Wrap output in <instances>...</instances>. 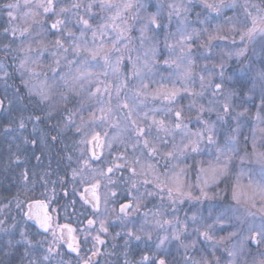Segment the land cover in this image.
I'll list each match as a JSON object with an SVG mask.
<instances>
[{
	"label": "snow or ice",
	"instance_id": "1",
	"mask_svg": "<svg viewBox=\"0 0 264 264\" xmlns=\"http://www.w3.org/2000/svg\"><path fill=\"white\" fill-rule=\"evenodd\" d=\"M150 6L151 0L136 4L131 0H70L67 4L62 0H24V8L28 9L24 16L39 25L35 36L40 38L35 39L31 25L5 29V35L10 34L13 40L19 33L25 38L21 44L27 45L18 50L19 57L13 58L14 71L19 73L23 86L15 87V93L24 99L21 92L26 90L29 102L38 109L28 117L33 122V135L24 137L23 142L36 149L41 144L55 146L62 139L73 141L71 150L68 145L62 149L67 164L61 183L68 180L70 172L68 182L73 185L74 194L80 193V200L91 207L94 217L87 219V227L79 230L85 233L84 240L79 241L75 235L78 229L68 223H56L43 200L29 204L27 219L52 236L41 260L33 259L29 264H51L55 257H61L59 264H66L60 252L64 245L68 253L76 254L77 264H93L92 256L99 255L95 245H104L101 235L109 231L110 201L119 206L110 211L124 229L125 247L135 241L145 249L134 262L125 254L124 264H173L169 259L173 244L177 251L183 249L182 264H264V2L246 0L243 17L231 27V47L218 60L211 55L204 57L211 67L204 63L195 74L193 47L210 52L214 40L229 38L222 36L219 29L213 32L206 26L189 31L190 9H202L196 13V23L208 25L221 16L224 8H234L235 3L169 0L167 4L157 3L154 12L148 11ZM20 7L18 0L4 6L10 21L17 19L13 10ZM95 10L108 15H96ZM129 15L133 23H129ZM90 21L97 23L94 26ZM173 21L175 31L171 30ZM133 28L139 33V48L143 49L142 56H137V60L143 61L142 67L131 57L135 49H128L131 37L125 38V33ZM112 33L115 38L106 40ZM202 34H206V40L200 39ZM161 35L163 49H159L157 39ZM122 40L124 50L129 52L133 75L140 77L143 69L151 71L162 58L165 66L178 70L174 74L184 82L181 89L173 86L158 89L154 94V98L166 102L164 108L157 110L163 114L160 119L147 113L144 120L134 118L135 108L119 99L127 85L121 82L113 88L98 76L93 77L90 69L96 65L90 61L98 57L114 73L119 70L124 58ZM5 47L10 50V45ZM113 53L117 54L115 64ZM46 54L51 63L45 61ZM233 64L237 67L230 70ZM103 75L107 77L108 73ZM10 77L11 73L0 65V84L5 89L13 87ZM197 79L199 90L188 86ZM6 99H0V109ZM94 99L100 105L97 108L89 104ZM183 100L188 101L187 110L181 104ZM252 109L255 112L249 115ZM118 112L123 115L118 116ZM41 124L49 126V134L43 137L35 134ZM26 126L21 118L19 128ZM245 129L251 130V136ZM77 151L79 154L74 156ZM42 155L43 152H33L32 158L39 164ZM14 159L16 166L23 168L19 179L25 186L48 183L51 172H29L18 157ZM189 169L196 174L195 184L187 179ZM102 185L103 211L99 194ZM194 189L198 190L195 194ZM149 198H158L160 203L144 210L146 201L153 202ZM205 201L220 203L209 204L205 215ZM185 202H195L191 215L181 207ZM75 204L73 200L70 205L74 210ZM17 206L20 207L19 202ZM33 208L37 211L33 212ZM219 232L227 235L218 236ZM89 235L95 242L90 249L92 256L82 257L81 244L89 242ZM21 237L31 247V242L24 239L25 233Z\"/></svg>",
	"mask_w": 264,
	"mask_h": 264
},
{
	"label": "rangeland",
	"instance_id": "2",
	"mask_svg": "<svg viewBox=\"0 0 264 264\" xmlns=\"http://www.w3.org/2000/svg\"><path fill=\"white\" fill-rule=\"evenodd\" d=\"M116 1L119 2V1H123V0H116ZM18 2L21 5L20 9L13 10V14L17 16V19L10 21L9 28L12 27V26H16V27L22 29L24 27H28L29 25H31L32 26V30H33V36L35 37V39H39L40 37L35 36V33L40 30L39 29V25L33 24L32 23V19L30 17L26 18L24 16V12L28 11V9L24 8V0H18ZM168 2H169V0H159V2L157 1L155 3V5L157 3L167 4ZM193 2L194 3H199V0H193ZM216 2H220V0L216 1ZM233 2L235 3L236 6L234 8H232V7L224 8L221 16L219 18L213 20L210 23V26H208V25H199V27L196 28L197 31H199L202 27L206 26V27H208L209 31H213V32H215L217 29H219V32H220V34L222 36H226V37L229 38L227 40H223V39L214 40L212 42L213 47L210 50V52H206L205 49H202V48L194 46L193 48L195 50H197V53H195L193 55V57H194L193 60L197 59L196 60V64H200L201 63V65L203 66L204 63H209L204 58L207 55H212V57L215 60H218V58L223 54V52L227 51L228 48L231 47V42H230L231 41V36H232L231 27H232L233 24H236L240 18L243 17V9H244V5L246 3V0H223V3L225 5L232 4ZM247 2L261 4L262 2H264V0H247ZM62 3L67 4L65 2V0H62ZM155 10H156V7H155ZM190 10H198L199 12L202 11V9H200V8H194V9H190ZM141 12L143 13V10H141ZM166 14L167 13L165 11V16H166ZM190 23H196V18H195V21H191ZM171 30L175 31V21H173V26H172ZM191 30L192 29L189 28V31H191ZM78 34L79 33H77V35ZM138 34H139L138 31L136 29H134V28L132 29L131 32L125 33V38L129 37V36L131 37V43L128 45V49L129 50L135 49L134 51H131V57H132L133 60H137V56L138 55L142 56V54H143V49L139 48V41L137 39L138 38ZM9 38L11 40H13V38L11 37L10 34H9ZM109 38H110V36L106 37L105 39L107 40ZM23 39H25V38L20 37L19 33H17V38L15 40H13V41H15V43H17L16 47L14 48L15 52L18 51L22 46H27L26 43L24 45L21 44V40H23ZM157 39L160 41L159 49H163V47H164V45H163L164 36L161 35ZM200 39L201 40H206L207 39L206 34H202ZM237 39H238V37H237ZM124 42L125 41L122 40V42L120 44V47H121L122 51L124 52V58L121 60L120 64L122 65L125 62H128L129 65H131V70H132L131 73H133L132 63L128 59L129 52L127 50H124V47H123ZM35 47H36V45L33 44V48H35ZM147 47H149V45L146 43L145 44V48H147ZM201 50H203L204 54L202 53ZM18 53H19V51H18ZM250 54H251V52H250ZM116 56H117L116 53L112 54V64H115ZM44 59H45V61L47 63H51V57L48 56L47 54L45 55ZM90 62H91V64L96 65L95 67L90 69L94 76H102L101 80H105L106 83H108V84H111L112 81H114L116 72L114 73L112 71L111 67L105 65L102 58L98 57L96 61H90ZM137 62H138L137 64H139L138 66L142 67L143 61L142 60H137ZM1 65H3V64H1ZM209 67H211V63H209ZM235 67H237V66L235 64H233V68L232 69L235 70L236 69ZM45 70H47V69H45ZM64 70L67 71L66 68ZM177 71L178 70H176L174 67L173 68H168L167 66H165L163 64V59L160 58V59L157 60L156 64L152 67L151 71H148L147 69H143V71L141 72V76L140 77L135 76V75L133 76L130 73L134 77L133 81H132V84L128 87V89H127V87L125 88L126 92H125L124 97L123 98L119 97V99L122 102H126L129 105V108H135V112L133 114L134 118L143 120V117H142L143 114L142 113H144V112L145 113L152 112L151 116H153V115L156 116L157 112L162 114V112L157 111V110L164 108L166 102L163 101L162 99L154 98V94L157 92L158 89H172L173 86L175 88H177V89H180L179 86H181V85H178L177 82H176V79L178 77L174 74ZM105 72L108 73L107 77H105L103 75V73H105ZM119 73H121V72L119 71ZM17 74H18V78L20 79V76H19L18 72H17ZM121 74L124 75L123 71H122ZM131 75H127V77H126L127 78V80H126L127 82H128V80H129ZM141 77H142V79H141ZM121 79H122L121 82L124 83V81H125L124 78H121ZM117 82H118V79H117ZM33 83L34 84H38L39 82L38 81H33ZM114 84H113V88L117 85V84H115V85ZM118 84H119V82H118ZM145 84L147 85V88L143 87V85H145ZM85 87L87 88L88 85H85ZM132 88H133V90H132ZM1 89H3V91L5 92V94H4L5 97H7V99L5 100V104H7V105H10V104L18 105L16 102L20 103L19 101L12 102L11 99H13V94L12 93H11V95L8 94V92H10L11 89L13 90L14 87L5 89L4 86L2 84H0V92L2 91ZM121 92L123 93V90ZM137 92L140 93L139 96L136 95ZM103 99H104V101L106 103L107 102V97H104ZM9 101H11L10 104H9ZM182 102L186 103V105L188 103L187 100L186 101L183 100ZM89 104L93 108H97V107L100 106L98 104L97 100H95V99L90 101ZM115 105H116V94L113 91V93H112V106H113L114 109H115ZM185 110H186V108H185ZM7 111H8V109H7ZM123 111L126 112L127 109H125ZM254 112H255V109H252L251 112L249 113V115L254 114ZM84 115H85V118H87L88 113L85 112ZM117 115L121 116V115H123V112H118ZM162 116H163V114H162ZM162 116L161 117L157 116L156 118L160 119V118H162ZM213 119H214V117H213ZM189 126L191 127V124ZM5 130H6V132H8L11 129L9 127H7V128H5ZM193 130H195V128ZM109 131L111 132V129H109ZM244 131L249 136H251V130L250 129H245ZM25 135L26 134H24V136H22L21 134H19V135L17 134V136H15L14 134L9 133V138L10 139H8V137H7V139L0 137V143H9V142L11 143L12 142L13 145H14V147H12L11 150L6 152V154L2 153V155H4V157H1L2 159H0V167L4 168L5 165H6L7 166L6 169H8L9 166L13 165V163L15 162L14 158L18 157L20 162L22 163L23 167H26L28 170H30L29 166H28V161L24 159V157L27 158L25 156L27 154L26 150L22 148V154L24 155V157L19 154L20 150L16 151L17 150L16 146L20 147L21 143L23 144L24 147H28V148L30 147L29 145H26L23 142V138L27 137V136H30V134L28 133L27 136H25ZM69 135H71V134H69ZM38 136L43 137L45 135H44V133L43 134L39 133ZM177 139H179V137H177ZM61 143L64 146L65 145H68V146H72L73 145V141L71 139H62ZM41 145H44V144H41ZM45 146H46L45 149L42 150L43 151V155L41 157V162L39 164L37 163V161L34 158H32V156H30V158L33 160V163L37 167L41 168V170H40L41 174L43 172H46V171L47 172H51V170H53L51 172V175H50L49 179H48L49 182L45 186H43L44 190L42 191L44 197L47 196L48 199H41L40 198L39 200H43L44 202H46V204L49 205V207H48L49 214H52V215L55 216L56 223H58V224L69 223L71 227L73 226V228H77L78 232L75 233V235L77 236L79 241H83L84 238H85V233L83 231H79V230L84 229V228L87 227V219L94 218L93 217V210L91 209V207L89 205H84L83 204V202L80 200V193L79 192L74 194L73 185L68 182V180H70V172H69L68 180H65L64 183H63V186L68 188L67 195H65L64 197L68 198V202L70 204H71V202L73 200L76 201L75 210L72 208L70 211L69 210L65 211L64 209H62V211H59V208L56 205L57 201L55 199V190H56L57 186L59 187L62 184L61 183V179L63 178V174H64V171H65V165L67 164V161L64 159L65 153L63 151H61L62 163H60L58 161V159H57V156L53 155V150H54L53 145H45ZM47 146H49V148H47ZM88 147L90 148L91 146L89 145ZM78 154L79 153L77 151L75 155H78ZM89 155H90V153H89ZM10 158H13V159H10ZM27 159H29V158H27ZM10 162H12L11 165H9ZM188 163L191 164L192 161L188 160ZM15 166H16V163H15ZM73 166L75 167L76 165L73 164ZM92 166L96 167L97 165L93 164ZM252 166L253 167H258V165H252ZM18 168H19V170L15 171L16 172L15 175H19L20 176V173L23 170V168H20V167H18ZM30 172H31V170H30ZM195 178H196L195 172L192 171L191 169H189V175H188V178H187L188 181L190 183H192V184H195ZM247 179H248V177L245 176L244 180L247 181ZM20 182H21V180H20ZM76 187L78 188L79 185H77ZM26 188H28V189H26V190H28V194L26 195V201H23V200L21 201L20 198L19 199L16 198L15 201L19 202L20 207L17 206L18 202L13 207L14 210H16L21 215H17L16 214V221L13 220L14 221L13 224H11L9 226L6 225L5 218H0V220L3 221V224L0 225V227H2L4 225L7 226V229H8L9 233L13 232L15 230L14 231L15 234L17 233V234L21 235V233L23 232V233H25L26 239L30 241L31 238L28 235V231L25 230V226H26L25 222H26V220H25V218L22 220V218H20V216H25V213H27V210H28V207H27L28 204H30L32 202V200H31L32 197H34L36 195H34L32 192H29V190L31 189L30 185H28V187L26 186ZM104 191H105V189H104V187L102 185L101 189L99 190V194L101 195V211H103V194H104ZM197 191L198 190L194 189V194ZM151 199L152 200H159L158 198H149V200H151ZM23 203H25L26 205L23 206ZM147 203L148 202L146 201L145 204H147ZM211 203H217L218 204L220 202L219 201H205L204 204H203L204 205L203 206V210H204V214L205 215H207L208 205L211 204ZM188 204H195V202H191V203L189 202ZM113 206H115L117 209L119 207L118 204L117 205H113L111 203V201L109 202V213H110L109 221H108V223L110 224L109 229L114 226V229H113L114 231H116V229H121L124 232V229L122 228L119 220L116 219L115 214H111L110 210H111V208ZM196 206H199V205L197 204ZM53 209L56 210L55 213L52 212ZM183 209L185 211H187L186 207L183 208ZM187 212H188L189 215L192 214L190 209ZM22 213H23V215H22ZM182 213H184V212L180 213L181 218L184 217V215H182ZM258 223H259V221L257 220V224ZM13 225H15V227H14V229L11 230V227ZM53 227H55V224L53 225ZM217 227H219V226H217ZM114 231H112V232L108 231V234L105 235V236L111 239L112 237L115 236ZM118 231H120V230H118ZM118 231H116V232H118ZM57 235H59V230H57ZM93 235H94V233H93ZM102 235H104V234H102ZM102 235H101V239H102ZM217 235L218 236H226L227 232H219ZM9 236H10V234H9ZM45 240L47 241V243L52 241L51 233H47V235L45 237ZM88 241L89 242L87 244H83V243L81 244V253H80V255L82 257L92 256V252L90 251V249H93V245L95 243L92 240V235L88 236ZM185 242L186 243H190L189 240H186ZM96 247H97V245H95V248ZM171 252H172V256H170V259L173 260V252H174V250H171ZM253 254H255V249L253 250ZM75 259H76V262H77V258L76 257H75ZM92 260H93V262L95 261V256H92ZM249 260L251 261V256L249 257Z\"/></svg>",
	"mask_w": 264,
	"mask_h": 264
},
{
	"label": "trees",
	"instance_id": "3",
	"mask_svg": "<svg viewBox=\"0 0 264 264\" xmlns=\"http://www.w3.org/2000/svg\"><path fill=\"white\" fill-rule=\"evenodd\" d=\"M159 2V0H157ZM156 0H151V6L148 8L149 12H153L155 10V3L157 2ZM219 1V0H216ZM17 0H0V65L3 64V67L5 70H7L9 73H11V77L9 80V83L13 85L14 89L15 87H20L22 88L23 86L21 85L20 79L18 78V74L16 71H14V57H19V53L18 51L15 52L14 48L16 47L15 41L11 40L9 38V35H5V29L9 28V17L7 15V10L4 9V6L10 3H16ZM66 3H70V0H65ZM117 2V1H116ZM120 3L125 2V0L123 1H119ZM131 2L133 4L136 3H144L146 2V0H131ZM134 11V10H133ZM199 12L198 10H190V14L188 16V20L189 22L191 21H195L196 18V13ZM95 14L99 15V16H104V15H108V13L105 12H100L99 10H95ZM215 15V14H213ZM197 19V18H196ZM94 26L97 23L96 21H90ZM129 23H133V21L131 20V15H129ZM208 26H210V24H208ZM199 27V24L197 23H190V28H197ZM135 29V28H134ZM115 33L111 34L110 38L107 40H111L113 38H115ZM139 35V34H138ZM8 38V39H7ZM50 40L52 39V37H48ZM88 39H91V36L89 34ZM6 45H10V50L6 49ZM202 53L204 54L203 50H201ZM197 53V50H195L193 48V55ZM207 55V54H206ZM212 56V55H211ZM194 58V57H193ZM196 60L194 59V69L193 72L198 73L201 70V63L200 64H196ZM138 63V62H137ZM15 64H18V59L15 61ZM139 65V64H137ZM199 65V66H198ZM201 66V67H200ZM233 65L231 66L230 70H233ZM236 68V67H235ZM119 71L121 73H119ZM131 65H129L128 62H125L124 64H120V68L119 70L115 73V78L114 81H112L111 85L113 86V84H118V82H121V78H124V83L127 85V89L128 87L132 84L133 81V73H131ZM133 75H131V74ZM127 75H131L128 82L127 80ZM93 77H96L93 75ZM100 79L102 78V76H98ZM118 79V82H117ZM176 82L179 86L180 89L183 87L184 82L177 78ZM114 84V85H115ZM129 84V85H128ZM133 86V85H132ZM189 87H194L196 88V90H199V84H198V79L197 82L195 84H188ZM10 90V92H8L9 95H11V93L13 94V99H11L12 102H16L19 101L20 103L16 102L18 105L16 104H4V108L0 109V137L2 138H9V133L14 134L15 136H17V134H21L22 136H24V134H26L25 136L28 135V133L31 135H33V128H32V121L28 120V117L34 113L37 112L38 109L36 107V105L34 103L29 102L27 95H26V90H23L21 92V95L24 96V99H19L15 93V90ZM23 89V88H22ZM2 91L0 92V99H4L5 98V92L3 91V89H1ZM133 90V88H132ZM3 92V93H2ZM126 92V89H123V93H120V98L124 97ZM134 94V93H133ZM129 95V94H128ZM135 95V94H134ZM136 96V95H135ZM186 101V100H184ZM181 104L186 108V103L181 101ZM8 109V111H7ZM187 110V108H186ZM151 113L152 112H148V116L151 117ZM143 114V120L145 117V112L142 113ZM161 117L162 114L157 112L156 117ZM21 118H23L25 120L26 123V128H24L23 130H21L19 128V121L21 120ZM144 122H149V121H144ZM9 127L11 130H9L8 132H6L5 128ZM191 127L194 129L193 125H191ZM32 128V129H31ZM31 129V130H30ZM39 133H44V135H48L49 134V126L48 125H39V131L37 133H35L36 135H38ZM30 147H24L23 144H20V147L16 146V151H19V154L21 156L24 157V155L22 154V148L26 150L27 154L25 155L27 158L24 157L25 160L28 161V166L29 169L31 171L35 170L38 173H40L41 168L37 167L34 163L33 160L30 158V156H32V153L35 152L36 155H41V152H43L42 150L45 149V145H40L39 148L34 149L31 145H29ZM14 147L13 143L9 142V143H0V159H2L1 157H4V155H2V153L6 154V152H8L9 150H11V148ZM18 147V148H17ZM53 150V155L57 156V159L60 163H62V156H61V151L62 149H64V145H62V143L56 144ZM47 148H49V146H47ZM69 150H71V146H69ZM76 152L73 153V155L75 156ZM4 159V158H3ZM12 162L9 163V165H11ZM8 165V166H9ZM7 166L5 165V167H0V218H5L6 220V225L9 226L11 224H13L14 221H16V214L17 215H21L19 214L16 210H14V206L16 205V203L18 201H15V199H19L22 201H26V195L28 194V188H26V186L20 182L19 179V175H15L17 170H19V168L17 166H15V162L13 163V165L9 166L8 169H6ZM29 170V172H30ZM53 170H51L52 172ZM14 173V174H13ZM49 179V177H48ZM49 182V180H48ZM28 187V186H27ZM31 189L29 190V192H32L34 195V197H32V202H34V200L37 199H45L44 195H43V186H42V182L35 184V186L33 187L32 185H30ZM122 187V185H121ZM68 188L64 187L63 184H61L59 187L57 186L56 190H55V199L57 201L56 205L59 208V211H62V209H67V210H71L73 207H71L70 203L68 202V198H65V193H67ZM152 200V199H151ZM152 203H147L146 204V208L144 210H147L149 208H154L156 205H159L158 203H160L159 200H152ZM31 202V203H32ZM46 203V202H44ZM189 202H185L184 205H182L183 208H187V211H189V209H191L193 207V204H188ZM191 203V202H190ZM26 204L23 203V206H25ZM204 206V205H203ZM23 215V213H22ZM182 215H184V213H182ZM20 218H22V220L25 218V216H20ZM14 220V221H13ZM26 222V226H25V230L28 231V235L30 236L31 240V247H27L25 245V243L23 242V239L21 237V235L19 234H15V230L13 232H8L7 226H2L0 227V264H29L30 260H37L40 261L41 257L43 256V254L45 253L46 248L48 247V243L45 240V237L47 235V233H42L41 231H39L36 227H34L33 224H31L29 221H27V219L25 218ZM69 224V223H68ZM18 226V225H17ZM20 226V225H19ZM6 227V228H5ZM73 227V226H72ZM80 227V226H79ZM14 229V227H11V230ZM16 229V228H15ZM114 226L111 227L109 229V231H114ZM3 230V231H2ZM120 230V231H118ZM10 231V230H9ZM118 231V232H116ZM116 231H114L115 233V239L114 237H112L111 239L106 237L105 235H102V239L105 240V244L104 245H97V249L99 250V255L95 256V261L93 262V264H124L125 261V254H127V259L130 262H134L140 259V255L142 251H145L144 249V245L143 244H137V242L132 241L130 242L128 247H125V240L123 239V230L121 229H116ZM116 233H121V236L117 237ZM10 234V236H9ZM24 239H26V237H24ZM11 242V243H9ZM154 250V249H153ZM171 250H174L173 252V264H182V256L181 253L183 251V249H180L179 251H176V246L175 244H173L171 246ZM60 252L63 255V259L65 260L66 264L68 261L71 262V264H77L76 262V254L75 253H68V250L66 249L65 246H62L60 248ZM61 257H55L51 264H59ZM170 259V257H169ZM171 260V259H170ZM44 264H47V262H44Z\"/></svg>",
	"mask_w": 264,
	"mask_h": 264
},
{
	"label": "water",
	"instance_id": "4",
	"mask_svg": "<svg viewBox=\"0 0 264 264\" xmlns=\"http://www.w3.org/2000/svg\"><path fill=\"white\" fill-rule=\"evenodd\" d=\"M90 195V194H89ZM33 203V202H32ZM32 203H30V204H32ZM29 205V204H28ZM29 211V209L27 210V212ZM32 211L33 212H35V211H37V209H35V208H33L32 209ZM25 218L27 219V217H26V215H25ZM28 220V219H27ZM29 221V220H28ZM30 223H32V224H34L35 225V223H34V221H29ZM36 226V225H35ZM40 230V229H39ZM41 231V230H40ZM42 232V231H41ZM66 246V245H65ZM67 248V247H66Z\"/></svg>",
	"mask_w": 264,
	"mask_h": 264
}]
</instances>
